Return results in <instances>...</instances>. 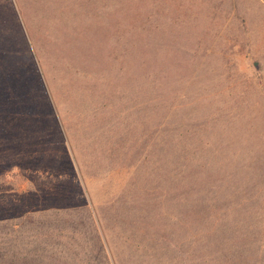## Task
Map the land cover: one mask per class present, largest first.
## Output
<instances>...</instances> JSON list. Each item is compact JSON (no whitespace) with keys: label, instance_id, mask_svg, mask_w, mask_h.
<instances>
[{"label":"rangeland","instance_id":"rangeland-1","mask_svg":"<svg viewBox=\"0 0 264 264\" xmlns=\"http://www.w3.org/2000/svg\"><path fill=\"white\" fill-rule=\"evenodd\" d=\"M12 2L60 133L24 115L32 108L0 115V234H27L7 252L53 264H264V224L240 234L231 222L220 246L184 205L216 184L231 200L264 184V0ZM33 168H74L107 258L92 260L89 233L3 228L32 208L28 197L44 201ZM64 182L51 202H79L74 178Z\"/></svg>","mask_w":264,"mask_h":264},{"label":"trees","instance_id":"trees-1","mask_svg":"<svg viewBox=\"0 0 264 264\" xmlns=\"http://www.w3.org/2000/svg\"><path fill=\"white\" fill-rule=\"evenodd\" d=\"M129 9H131L130 6L126 7L127 12H129ZM5 11H7V13H4ZM4 14L9 15L6 21L3 20ZM145 45L148 49L149 46H151L149 43H145ZM150 77L151 75L144 76L147 81L149 80L148 82L154 84ZM23 106L29 109L32 108V113L25 112L24 115L28 114V116H32L37 114L40 117L49 118V120L51 119L50 123L53 122L51 126L57 133H60L59 125L55 122L54 110L42 79L40 78L13 2L12 0H0V115L3 113L15 115ZM46 128L47 127H45V129ZM48 130L49 129H46V132H48ZM62 140L63 138L61 137L60 142ZM46 156V158L49 157L48 154ZM262 157L263 155L260 154L259 159L249 168L250 174L254 177H256L257 172H259L257 165ZM34 158L41 159L42 162L45 161V158L42 157ZM209 158H207V161ZM260 165L262 164L258 166ZM199 167H206L205 171H209L206 162L200 164ZM71 170L73 174H66L62 169L56 171L57 173L46 169H31L30 172L32 174L30 175H32V178H34V176L37 177L34 179L39 184L38 191L43 194L44 201H41L39 198L28 197V206H33L31 209L25 210V216H23L19 222H14L12 218L8 219L2 226L4 229H7L9 226L14 228L18 225H28L31 229L33 228L32 232H35L34 229L41 231L43 228H58L60 230L67 229L83 235L89 233L91 239L95 240V243H97L95 257L93 256L92 260L95 261L96 257L99 256L107 258L104 250V241L98 234V229L93 219L90 206L82 191V185L76 176L77 174L74 172V168ZM229 176L237 182H241L244 179V174L239 170L230 171ZM69 177L71 181L74 178L77 185V198L79 202L75 201L73 203H68L67 201H62L58 204L51 202L60 188L67 185L64 181ZM245 185H247L249 189L243 190L246 195L241 196L243 198L238 200H231L229 197V200L227 199V196L233 193L228 184H216L215 189L208 188L204 193L198 194L197 196L191 194L190 198H187L184 202L186 206L185 213L193 216L197 220L202 219L203 222L213 224V228H215L214 233L218 232L220 235V237L218 236V243L222 246L223 242H227V237L222 239L221 235L222 233L227 234L229 223L234 222V231H238L240 234H246L245 231L249 229L250 226L252 227V225L258 227L264 224V200L260 197L261 193H264V184L260 187H253L254 183ZM53 187H55L53 190L48 189ZM29 191L30 190H27V192L25 191L24 193L26 194ZM188 191L193 193L191 189ZM50 192L53 193L51 197L48 195ZM62 194L66 193L63 192ZM225 201L226 205H224ZM219 202L221 206L217 204ZM41 203L42 207L40 208ZM51 203H54L52 207H55H51L52 214L49 215L48 213V215H44V213H46L45 211L50 209ZM215 205H217V207H215ZM229 215L231 219H228L227 216ZM25 235L27 236L26 233H19V231L14 229L4 231V233L0 234V264H53L52 261L46 262L44 260L43 253L41 255L38 252L30 253L27 251L24 253L23 250L21 252H7L9 247L18 242L23 241V246H26L23 238ZM246 245V241L242 243V246ZM225 258L227 264L240 263V260L232 261L231 257L227 256H225Z\"/></svg>","mask_w":264,"mask_h":264}]
</instances>
